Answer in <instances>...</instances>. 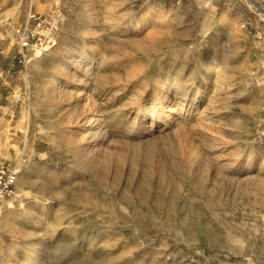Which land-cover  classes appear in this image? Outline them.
Masks as SVG:
<instances>
[{"label": "rangeland", "instance_id": "obj_1", "mask_svg": "<svg viewBox=\"0 0 264 264\" xmlns=\"http://www.w3.org/2000/svg\"><path fill=\"white\" fill-rule=\"evenodd\" d=\"M36 17L59 18L55 44L20 64ZM17 163L0 264H264V10L0 0V164Z\"/></svg>", "mask_w": 264, "mask_h": 264}, {"label": "built area", "instance_id": "obj_2", "mask_svg": "<svg viewBox=\"0 0 264 264\" xmlns=\"http://www.w3.org/2000/svg\"><path fill=\"white\" fill-rule=\"evenodd\" d=\"M257 11L264 10V0H253ZM59 18L36 17L32 24L19 33V60L18 63L27 62V53L37 51L47 52L55 44V30ZM21 173L20 164L9 167L0 164V216L8 203L18 197L17 182Z\"/></svg>", "mask_w": 264, "mask_h": 264}, {"label": "bare ground", "instance_id": "obj_3", "mask_svg": "<svg viewBox=\"0 0 264 264\" xmlns=\"http://www.w3.org/2000/svg\"><path fill=\"white\" fill-rule=\"evenodd\" d=\"M162 104V100L161 99H159L158 100V103L156 104V105H161ZM157 106H153V109L150 111L151 112V114H153V115H155V114H157L160 118H162V119H168L169 117H170V115H171V113H169L168 111H166L165 112V109H161V111L160 112H157L156 110H157V108H156ZM159 107H161V106H159ZM147 112H149V111H147ZM133 154H134V156H140L141 155V153H140V151L138 150V149H134V152H133ZM170 156V155H169ZM142 157V156H141ZM152 157H151V155H149V154H145L144 155V158H143V165L147 168V169H151V167L153 166V164H152V159H151ZM138 159V158H137ZM163 162V161H162ZM173 167L175 168V169H179V166L176 164V163H174L173 164ZM145 168V169H146ZM146 169V170H147ZM158 170H157V175L160 177V179H165V177H166V169H167V162H165V163H161L160 165L158 164V168H157ZM173 169V168H172ZM174 169V170H175ZM152 170V169H151ZM149 172H152V171H149ZM149 172H148V170L147 171H145V175L140 179V181L138 182V184H137V187H136V191H137V193H139V194H145V192H146V190L150 187V182H149V180H148V174H149ZM119 174H120V170L119 171H117L116 172V174H115V179H117L118 177H119ZM168 177V176H167ZM19 178H20V176H19ZM97 179L99 180V181H103L104 179H105V172L103 171V170H99L98 172H97ZM18 181H19V179H18ZM17 184H18V182H17ZM10 203V202H9ZM9 203H8V205H9ZM8 205H7V207H8ZM7 207L5 208V210L3 211V213L1 214V216L5 213V211H6V209H7ZM1 216H0V218H1Z\"/></svg>", "mask_w": 264, "mask_h": 264}]
</instances>
